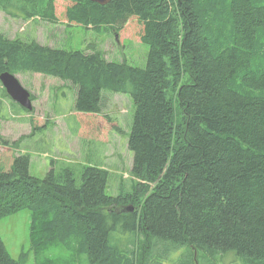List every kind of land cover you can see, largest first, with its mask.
<instances>
[{
    "label": "trees",
    "instance_id": "trees-1",
    "mask_svg": "<svg viewBox=\"0 0 264 264\" xmlns=\"http://www.w3.org/2000/svg\"><path fill=\"white\" fill-rule=\"evenodd\" d=\"M55 1L0 0V11L58 24ZM63 1L67 23L87 30L118 35L139 22L145 67L0 34V75L70 83L94 137L118 129L100 117L102 92L128 95L135 182L112 197L103 167L66 164L39 180L29 156L0 153V219L30 215L28 250L14 260L0 238V264H148L180 250L175 264H223L229 254L228 264H264V0ZM0 147H10L1 136ZM120 225L139 234L134 249L110 244Z\"/></svg>",
    "mask_w": 264,
    "mask_h": 264
},
{
    "label": "rangeland",
    "instance_id": "rangeland-1",
    "mask_svg": "<svg viewBox=\"0 0 264 264\" xmlns=\"http://www.w3.org/2000/svg\"><path fill=\"white\" fill-rule=\"evenodd\" d=\"M55 3L58 24L38 19H13L0 11V34L8 40H33L40 45L65 51L90 54L97 50L107 62H125L132 67H145L148 47L140 42L139 22L127 23L118 35L111 31L87 30L67 23L66 1L57 0ZM15 77L32 95L33 110L25 113L2 93L0 86V136L10 145L8 148L0 147V153L11 149L14 156H29V174L39 180L45 178L48 168L57 171L66 164L103 167L110 174L106 195L117 197L120 193H131L134 183L130 176L132 154L127 149L134 114L131 98L109 91L102 92L103 113L100 117L106 116L107 126L113 127L109 125L113 123L114 126L118 125V129L102 133V137H94L86 133L85 116L74 113L75 87L70 83L34 73ZM125 208H131V212L134 209L132 205H126ZM29 225L30 215L26 210L0 220V238L14 260L29 248ZM119 227L110 233V244L120 250L134 249L139 234L124 231L121 225ZM180 252L170 254V259H167L170 263L155 259L148 264H175ZM45 257L63 258L60 253L51 250L45 253ZM233 260L234 256L229 254L223 259V264ZM26 264H34L33 259L29 258Z\"/></svg>",
    "mask_w": 264,
    "mask_h": 264
},
{
    "label": "water",
    "instance_id": "water-1",
    "mask_svg": "<svg viewBox=\"0 0 264 264\" xmlns=\"http://www.w3.org/2000/svg\"><path fill=\"white\" fill-rule=\"evenodd\" d=\"M80 1H89L102 6L107 5L110 2V0H80ZM0 84L12 102L16 103L20 108L26 111L31 112L33 110L30 93L21 86V84L14 75H11L9 73L1 74ZM128 209L131 210V208Z\"/></svg>",
    "mask_w": 264,
    "mask_h": 264
},
{
    "label": "bare ground",
    "instance_id": "bare-ground-1",
    "mask_svg": "<svg viewBox=\"0 0 264 264\" xmlns=\"http://www.w3.org/2000/svg\"><path fill=\"white\" fill-rule=\"evenodd\" d=\"M123 61H124V60H123ZM14 115H15V114H14ZM16 115H17V114H16ZM49 124H50V123H49ZM52 161H53V160H52ZM132 181H133V180H132ZM134 182H135V181H134ZM131 192H132V191H131ZM120 194H121V193H120ZM130 194H131V193H130ZM2 219H3V218H2ZM0 220H1V219H0ZM40 222L43 223L42 220H41ZM40 222H39V223H40ZM37 223H38V221H37ZM37 223H35V224H37ZM39 223H38V224H39ZM31 224H32V223H31ZM32 225H33V224H32ZM40 225H42V224L40 223ZM45 227H46V226H45ZM45 227H44V228H45ZM37 228L40 229V227H37V225H36V228H35V229L37 230ZM35 229H33L34 232L36 231ZM31 230H32V229H31ZM40 230H41V229H40ZM36 239H37V238H36ZM32 244H33V243H32ZM73 245H74V244H73ZM78 247H79V245H78ZM79 248H80V247H79ZM118 251H119V250H118ZM30 252H31V251H30ZM71 252L73 253V251H71ZM34 253H35V252H34ZM20 254H21V253H20ZM86 255H87V254H86ZM79 256H80V255H79ZM19 258H20V255H19ZM26 262H27V261H26Z\"/></svg>",
    "mask_w": 264,
    "mask_h": 264
},
{
    "label": "crops",
    "instance_id": "crops-1",
    "mask_svg": "<svg viewBox=\"0 0 264 264\" xmlns=\"http://www.w3.org/2000/svg\"><path fill=\"white\" fill-rule=\"evenodd\" d=\"M20 117H21V116H20ZM21 153H22V152H21ZM49 170H50V169L48 168V169H47V172H48Z\"/></svg>",
    "mask_w": 264,
    "mask_h": 264
}]
</instances>
